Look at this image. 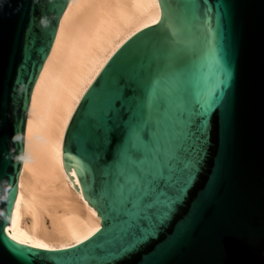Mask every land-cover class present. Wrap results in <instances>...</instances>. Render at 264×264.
Returning a JSON list of instances; mask_svg holds the SVG:
<instances>
[{
    "label": "water",
    "instance_id": "95a60500",
    "mask_svg": "<svg viewBox=\"0 0 264 264\" xmlns=\"http://www.w3.org/2000/svg\"><path fill=\"white\" fill-rule=\"evenodd\" d=\"M70 0H0V264H264V0H157L62 141L100 228L9 237L31 93Z\"/></svg>",
    "mask_w": 264,
    "mask_h": 264
},
{
    "label": "bare ground",
    "instance_id": "6f19581e",
    "mask_svg": "<svg viewBox=\"0 0 264 264\" xmlns=\"http://www.w3.org/2000/svg\"><path fill=\"white\" fill-rule=\"evenodd\" d=\"M157 0H70L31 93L10 239L64 249L100 228L62 165V141L80 99L114 52L158 22Z\"/></svg>",
    "mask_w": 264,
    "mask_h": 264
}]
</instances>
